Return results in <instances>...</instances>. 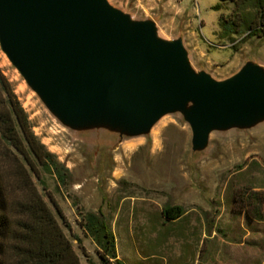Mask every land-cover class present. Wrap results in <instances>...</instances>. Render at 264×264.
<instances>
[{
	"label": "water",
	"instance_id": "1",
	"mask_svg": "<svg viewBox=\"0 0 264 264\" xmlns=\"http://www.w3.org/2000/svg\"><path fill=\"white\" fill-rule=\"evenodd\" d=\"M0 61L102 195L132 148L152 161L167 125L183 135L178 163L196 194L210 165L264 150V47L254 39L219 69L162 0H0Z\"/></svg>",
	"mask_w": 264,
	"mask_h": 264
},
{
	"label": "rangeland",
	"instance_id": "2",
	"mask_svg": "<svg viewBox=\"0 0 264 264\" xmlns=\"http://www.w3.org/2000/svg\"><path fill=\"white\" fill-rule=\"evenodd\" d=\"M162 1L171 8L173 18L187 20L199 51L219 69L233 66L254 39L264 47V37L243 41L242 36L231 39L225 35L219 20L222 13L230 12V0ZM28 115L35 131L37 123ZM158 136L152 161L144 160L141 147L132 148L128 162L121 164L103 195L82 181L73 160L44 143L71 172L66 186L58 188L51 176L47 180L68 218L70 226L61 223L81 263L90 264L80 244L92 261L101 264L96 241L81 225L92 211L110 225L118 258L125 264H264V150H235L210 165L206 169L208 190L200 195L186 190L187 179L179 167L183 135L167 125ZM167 205H183L186 214L175 221L149 220L152 211Z\"/></svg>",
	"mask_w": 264,
	"mask_h": 264
},
{
	"label": "trees",
	"instance_id": "3",
	"mask_svg": "<svg viewBox=\"0 0 264 264\" xmlns=\"http://www.w3.org/2000/svg\"><path fill=\"white\" fill-rule=\"evenodd\" d=\"M230 1V12L222 13L219 20L225 35L231 39L242 36L243 41L264 37V0ZM48 176L59 188L69 183L71 172L38 138L0 65V264H82L62 225L70 226L50 190ZM185 214L183 205H167L152 211L149 220L175 221ZM81 225L96 241L101 264H125L118 258L113 230L97 213L88 212ZM75 238L80 244V238ZM79 246L90 264H98Z\"/></svg>",
	"mask_w": 264,
	"mask_h": 264
},
{
	"label": "bare ground",
	"instance_id": "4",
	"mask_svg": "<svg viewBox=\"0 0 264 264\" xmlns=\"http://www.w3.org/2000/svg\"><path fill=\"white\" fill-rule=\"evenodd\" d=\"M0 63H1V65H3V63L1 61H0ZM8 75L10 76L11 80L14 81V77L10 73H8ZM16 91L19 93V95H20V97H21V99L23 101V104L25 105L26 109L28 110V112L30 114V117L32 118L33 121H35L37 123V115H36V113L33 110V106L31 104V102L29 101L28 98H26L25 96H23V94L21 92V89L17 85H16ZM35 131L37 132V134L40 135L42 141L44 143H46V145L51 150L57 152L60 156H63L61 150L52 143V141H51L50 138H48L47 136L44 135L43 129H42V127L38 123H37V126H35Z\"/></svg>",
	"mask_w": 264,
	"mask_h": 264
}]
</instances>
